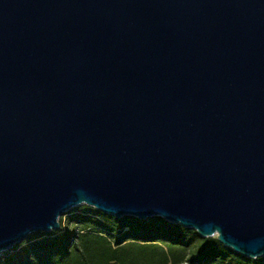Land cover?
<instances>
[{
	"label": "water",
	"instance_id": "water-1",
	"mask_svg": "<svg viewBox=\"0 0 264 264\" xmlns=\"http://www.w3.org/2000/svg\"><path fill=\"white\" fill-rule=\"evenodd\" d=\"M80 205L264 257V0H0V254Z\"/></svg>",
	"mask_w": 264,
	"mask_h": 264
},
{
	"label": "trees",
	"instance_id": "trees-1",
	"mask_svg": "<svg viewBox=\"0 0 264 264\" xmlns=\"http://www.w3.org/2000/svg\"><path fill=\"white\" fill-rule=\"evenodd\" d=\"M78 207L65 225L59 216V230L32 233L0 254V264H264V257L245 258L160 217L116 218Z\"/></svg>",
	"mask_w": 264,
	"mask_h": 264
},
{
	"label": "rangeland",
	"instance_id": "rangeland-1",
	"mask_svg": "<svg viewBox=\"0 0 264 264\" xmlns=\"http://www.w3.org/2000/svg\"><path fill=\"white\" fill-rule=\"evenodd\" d=\"M79 207H75V208H73V209H78ZM72 210V209H71ZM69 212V211H68ZM68 212H66L63 216H62V218H61V220H62V225H65V220H66V218L68 217V215L70 214V213H68Z\"/></svg>",
	"mask_w": 264,
	"mask_h": 264
}]
</instances>
